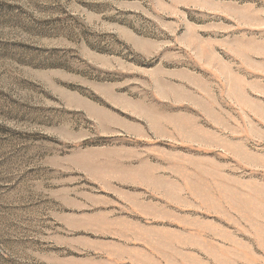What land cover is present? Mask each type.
<instances>
[{
	"label": "rangeland",
	"instance_id": "rangeland-1",
	"mask_svg": "<svg viewBox=\"0 0 264 264\" xmlns=\"http://www.w3.org/2000/svg\"><path fill=\"white\" fill-rule=\"evenodd\" d=\"M0 264H264V0H0Z\"/></svg>",
	"mask_w": 264,
	"mask_h": 264
}]
</instances>
